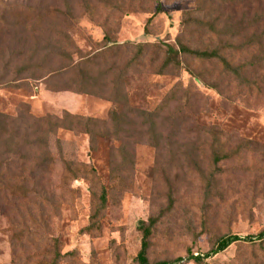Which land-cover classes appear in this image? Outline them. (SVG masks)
I'll return each instance as SVG.
<instances>
[{"label":"rangeland","instance_id":"obj_1","mask_svg":"<svg viewBox=\"0 0 264 264\" xmlns=\"http://www.w3.org/2000/svg\"><path fill=\"white\" fill-rule=\"evenodd\" d=\"M87 1L89 9L84 0H69L72 15H67L44 12L64 10L65 0H0V112L16 117L24 106L35 116L60 118L69 112L109 124L110 100L52 88L79 71L83 59L73 53L75 47L83 53L95 50L105 34L118 43L160 47L176 46L179 40L198 49L219 43L205 29L183 25L196 0ZM215 3L218 11L191 15L208 20L220 14L222 23L234 22V15L241 14V5ZM13 8L38 10L29 18H14L4 12ZM17 19L20 23L14 26ZM58 47L68 55L59 56ZM253 50L234 52L235 63L250 60ZM155 51L147 46L141 62L126 77L131 110L124 109L129 114L135 108L155 109L174 85H183L162 114L159 147L139 133L141 127H126L121 139L115 127H97L93 148L82 127L59 128L51 138L57 163L61 155L93 165L96 175L81 174L62 183L58 163L43 178L25 171L27 192L0 194V264H136L142 237L138 221L157 215L148 249L151 262L182 257L174 264H197L189 255L208 253L220 237L256 235L264 229V62L254 60L245 67L248 78L261 86L259 91L224 74L215 61L183 57L180 73L155 74L154 66L163 57ZM135 53V47L120 49L97 58L94 65L117 60L123 64ZM28 61L41 67L35 74L16 75L15 67ZM5 65L10 72H4ZM187 69L217 88L194 81ZM10 81L18 86L8 85ZM210 124L220 126L219 136L229 153L217 162L211 137L200 127ZM246 141L249 146L241 148ZM11 174L21 183L14 168ZM167 177L173 185L172 203ZM201 264H264V239L233 243Z\"/></svg>","mask_w":264,"mask_h":264},{"label":"trees","instance_id":"obj_2","mask_svg":"<svg viewBox=\"0 0 264 264\" xmlns=\"http://www.w3.org/2000/svg\"><path fill=\"white\" fill-rule=\"evenodd\" d=\"M218 2L223 7L230 6L234 8L241 5L240 16L238 17L237 12L234 15V22L230 19L231 21L225 20L222 23L220 22V14L208 20L197 16L194 17L191 15L193 11L199 14L204 13L205 16L213 11H218L215 0H196L194 8L186 11L185 14L187 17L183 19V25L193 24L199 26L214 38L216 37L219 43L215 48H191L180 40L176 46L166 43L163 47L148 42L135 43L128 41L118 43L111 40L108 34L104 35L102 45L95 50L91 48L83 53L79 47H75L73 53L80 59H83L79 63V71L75 73L71 80L63 83L62 86L52 85V88L54 90H73L77 93L92 94L110 100L112 107L109 110V124L96 117L77 115L69 112H65L60 118L51 115L35 116L24 106L20 108V112L16 117H11L7 113L0 112V194L7 192L11 194L27 192L26 181L28 178L22 175L25 171H29V173H34L39 175L40 178H43L58 163L63 168L61 176L62 183L75 180L81 177V174L96 175V170L93 165L75 163L63 159L60 155V146H57L60 155V161L57 163L56 153H54V149L56 148L52 146L51 138L59 128L73 129V127H82L84 132L89 135L91 148H93L95 136L98 134L97 127H115L117 139L122 138L126 127H141L139 133H145L152 145L156 148L159 147V140L161 139L159 129L163 125L162 114L169 109L174 100H177L176 94L183 88V85L180 83L174 85L162 103L155 109L135 108L130 114L126 112L124 108L127 106L131 110L124 89L126 77L136 67V64L141 62V59L147 51V46L152 45L156 49L155 54L158 52H162L163 54L162 61L154 66L155 74L180 73L181 69H183V57H189L200 62L215 61L220 64L224 74L234 77L241 84L245 83V86L249 88L254 86L261 91V86L257 85L254 80L248 78L245 67L253 63L254 60L256 62H264V0H218ZM84 6L88 9L91 8V4L87 0H84ZM159 6L158 4L157 9ZM71 7L72 5L69 0H65L64 10L55 7L52 9L46 8L44 12L49 14L64 12L67 15H72ZM37 10L26 9L20 11L17 8H13L7 9L4 12L12 13L14 18L22 16L29 18L31 17V13ZM19 23L17 19V22L15 21L13 25L17 26ZM49 47L50 45H47L46 50H49ZM131 47L136 48V53L129 60L124 61L123 64H120L122 62L117 60L104 66L100 63L98 64L99 67H95L94 62L97 58L105 59L108 54L120 51V49L126 51ZM58 48L59 50L56 53L59 56L68 55L65 49ZM251 48L255 50L249 53L251 54L249 55L250 60L235 63L234 52H241ZM222 50L234 55H225ZM17 53L18 55L21 54V52ZM48 54H51V51H48ZM40 67L41 65L28 61L25 65L16 66L14 72L16 75H22L24 72L35 74V70ZM187 70L192 75L194 81H202L217 88L218 85L216 83H207L192 69ZM7 71L10 72V68L8 65H5L4 72L6 73ZM7 84L18 86L16 81H10ZM200 127H202L205 134L211 137L210 144L214 148V162L226 158L229 153L223 148L224 141L219 136L222 134V130L218 128L220 126L210 124ZM57 142L58 139H56ZM241 146V148L248 147L249 141L244 142ZM13 168L19 173L17 177L21 178L19 180L21 183L13 179L14 176L11 174ZM167 183L169 186V201L172 203L173 185L168 177ZM105 196L106 194L103 190L100 196L102 203L105 201ZM158 220L159 215L150 216L146 220L140 219L138 221L137 229L141 232L142 237L141 247L135 257L136 264H174L183 259L182 257H178L173 261L161 260L155 262L149 260L148 249L150 247V239ZM254 239L263 240L264 229L256 235H224L217 240L214 248L208 253L204 255L190 254L188 258L197 264H201L205 257L221 252L233 243L253 241ZM58 256L59 253H57L56 257Z\"/></svg>","mask_w":264,"mask_h":264}]
</instances>
